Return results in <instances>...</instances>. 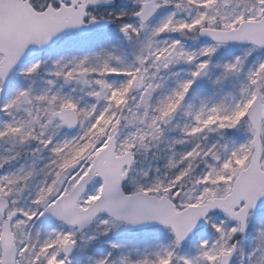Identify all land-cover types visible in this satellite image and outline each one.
Masks as SVG:
<instances>
[{
	"label": "snow or ice",
	"instance_id": "6c2138e0",
	"mask_svg": "<svg viewBox=\"0 0 264 264\" xmlns=\"http://www.w3.org/2000/svg\"><path fill=\"white\" fill-rule=\"evenodd\" d=\"M0 264H264V0H0Z\"/></svg>",
	"mask_w": 264,
	"mask_h": 264
}]
</instances>
